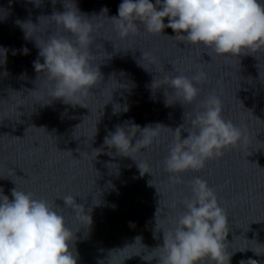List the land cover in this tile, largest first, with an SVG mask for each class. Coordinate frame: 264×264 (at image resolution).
<instances>
[{"label": "water", "instance_id": "1", "mask_svg": "<svg viewBox=\"0 0 264 264\" xmlns=\"http://www.w3.org/2000/svg\"><path fill=\"white\" fill-rule=\"evenodd\" d=\"M121 2L75 0L83 14L94 16L93 64L103 75L83 101L84 108L51 101L52 83L34 67L37 59L44 62L34 39L70 35L50 17H41L39 25V17L63 12V3L72 8L74 0H57L54 7L51 0L39 7L30 0H0V48L6 50H0V189L11 199L17 186L59 205L76 236L77 264H156L153 250L163 246L162 230L174 226L181 201L190 195V182L199 177L215 190L229 216L230 264H264V50L217 55L172 38L171 28L149 35L143 25L139 35L121 40L108 19L118 16ZM104 8L107 13H102ZM17 20L39 27L25 39ZM143 52L157 62H151L152 56L144 58ZM201 70L207 79L196 85L201 92L193 104H180L167 86L151 88L154 78L181 73L191 78ZM164 90L171 106L165 103ZM213 91L222 100L224 119L240 127L248 141L209 160L199 172L181 173L183 182L173 183L164 160L175 129L183 124L181 136L186 138L196 105ZM114 108L121 111L114 114ZM126 122L141 129L162 125L154 143L133 154L137 163L104 145L109 132ZM142 163L149 166L143 176L137 165ZM69 194L84 208L81 218L59 199Z\"/></svg>", "mask_w": 264, "mask_h": 264}, {"label": "clouds", "instance_id": "2", "mask_svg": "<svg viewBox=\"0 0 264 264\" xmlns=\"http://www.w3.org/2000/svg\"><path fill=\"white\" fill-rule=\"evenodd\" d=\"M30 2L39 7L43 0ZM51 2L54 7L57 0ZM63 7V12L53 11L51 16H40L39 25L41 17H50L58 28L70 35L52 33L47 39L42 36L39 40L34 39L39 49L38 56L44 61L40 63L37 59L34 67L38 74L43 71L52 83L49 91L51 101L61 99L65 104L87 108L83 101L103 80L100 66L93 64L95 26L91 18L94 16L89 18L83 14L75 0L72 8L64 3ZM107 12V8L102 9V13ZM165 18L168 19L167 24ZM108 19L113 22L121 40L139 35V26L143 25V30L149 35H163L165 28H171L175 32L172 38L185 45L210 49L217 55L240 56L264 50V0H155V3L152 0H122L118 16ZM16 23L24 31L25 39H29L30 33L39 27L31 20H17ZM0 50L6 54L5 49ZM22 51L24 55L29 53L27 48ZM149 56L152 54L143 52L144 58ZM151 62H157L154 56ZM206 79L207 75L202 70L191 78L183 73L165 75L160 81L154 78L151 88L167 86L179 98L180 104H193L201 92L196 85ZM164 94L166 105L171 106L165 90ZM127 110L125 106L123 111ZM120 111L114 108V114ZM194 111L191 128L184 130L187 137L181 136L183 124L176 128L164 160L165 170L171 174L169 179L173 183L183 182L181 173L199 172L209 160L219 159L225 150L240 148L248 141L240 127L224 119L222 100L214 91L196 105ZM126 126L130 130H126ZM161 127L157 124L141 129L126 122L123 126L117 125L114 132H109L104 145L135 161L133 154L150 147L158 138ZM136 130H140L138 138ZM96 150L98 156L103 148ZM137 165L141 176L149 173L146 163ZM149 184L152 185L151 181ZM189 187L190 195L181 201L183 208L174 226L162 230L163 246L153 250L152 258L156 264H230L231 255L226 244L229 216L226 210L220 206L215 190L206 180L197 177ZM11 197L0 189V264H77V254L73 251L76 236L67 226L62 212L58 211L61 207L32 192L18 190L17 186L11 190ZM74 197L69 194L59 199L81 218L84 208L75 203ZM158 227L156 217V232ZM142 259L149 261L145 256ZM249 262L257 264L256 260H249L247 264ZM240 264H245V261Z\"/></svg>", "mask_w": 264, "mask_h": 264}]
</instances>
